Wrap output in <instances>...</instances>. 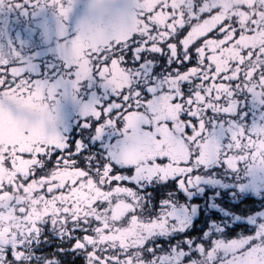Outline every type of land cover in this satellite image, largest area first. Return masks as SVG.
I'll return each instance as SVG.
<instances>
[{
  "label": "snow or ice",
  "instance_id": "snow-or-ice-1",
  "mask_svg": "<svg viewBox=\"0 0 264 264\" xmlns=\"http://www.w3.org/2000/svg\"><path fill=\"white\" fill-rule=\"evenodd\" d=\"M0 264H264V0H0Z\"/></svg>",
  "mask_w": 264,
  "mask_h": 264
}]
</instances>
